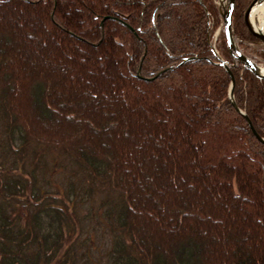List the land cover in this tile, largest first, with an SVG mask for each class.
Listing matches in <instances>:
<instances>
[{
  "label": "rangeland",
  "instance_id": "374dc122",
  "mask_svg": "<svg viewBox=\"0 0 264 264\" xmlns=\"http://www.w3.org/2000/svg\"><path fill=\"white\" fill-rule=\"evenodd\" d=\"M211 1L220 22L209 17L208 40L223 60L216 43L227 1ZM45 29L0 9V114L14 120H0V264H226L231 251L245 253L231 264L259 253L263 263L260 225L243 214L229 220L210 184L161 140L162 125L127 111L132 93L99 56L79 55L67 42L70 58ZM37 136L71 143L95 169ZM185 234L210 255L184 244Z\"/></svg>",
  "mask_w": 264,
  "mask_h": 264
},
{
  "label": "trees",
  "instance_id": "16d2710c",
  "mask_svg": "<svg viewBox=\"0 0 264 264\" xmlns=\"http://www.w3.org/2000/svg\"><path fill=\"white\" fill-rule=\"evenodd\" d=\"M251 1L234 0L232 30L242 53L264 64V47L250 42L241 26L243 11ZM1 8L22 21L27 18L36 25L42 21L45 37H55L59 50L70 58L67 42L86 58L98 55L102 61L98 65L107 74L112 71L117 86L132 93L134 105L128 103L127 111L143 114L142 118H149L155 126L162 125L158 129L161 140L176 151L177 157L194 166L196 178L210 184L217 195L215 204L224 208L222 213L230 215L232 221L243 214L260 225L264 249V144L230 103V74L219 64L208 40L209 17L214 27L220 22L211 0H2ZM216 49L232 64L222 32ZM139 67L141 78L136 77ZM163 71L157 78L145 80ZM230 72L237 108L264 139V80L256 79L240 63L230 67ZM140 101L146 105L137 107ZM0 120L4 124L14 122L12 115L5 113L0 114ZM36 139L47 149L66 151L80 159L87 170L95 169L90 156L71 143ZM123 203L126 214H130L131 206ZM127 223L136 235L132 224ZM185 235L188 238L183 243L195 245L204 259L202 241ZM235 253L231 251L223 263L243 260L245 253ZM261 256L253 255L250 264H263Z\"/></svg>",
  "mask_w": 264,
  "mask_h": 264
},
{
  "label": "water",
  "instance_id": "95a60500",
  "mask_svg": "<svg viewBox=\"0 0 264 264\" xmlns=\"http://www.w3.org/2000/svg\"><path fill=\"white\" fill-rule=\"evenodd\" d=\"M227 1V7L225 8L224 12L221 14L222 17V23H223V34H224V38L226 41V45H227V49L229 52V55L231 57L232 60V64H229L228 62L223 61L218 54L216 53L214 47L212 46V51L215 55V57L217 58V60L219 61L220 65L230 74V67H234L235 64L234 63H240L246 70H248L256 79L258 80H264V73L261 72L260 67L258 66V64H256L254 61H252L251 59H249L248 57L244 56L241 51L238 49V47L235 44L234 41V35H233V30H232V14H233V10H234V0H226ZM261 0H252L251 3L248 5V7L246 8L244 14H243V18H242V25H243V29L245 31V33L247 34L248 38L250 40H252L253 42L260 44L261 46L264 47V33L259 32L258 30H253L251 25H250V20H251V13L253 11V9L256 7V5L260 2ZM201 3V1H200ZM124 26H126L130 31H132V29L127 26L125 23H123ZM188 60H185V62H187ZM140 70H137V74H139ZM165 72V71H164ZM164 72H160L158 73L154 78H157L158 76H160L162 73ZM151 79V80H152ZM230 79H231V83H230V88H229V93H228V97L230 99V103L232 105V107L234 108V110L240 114L247 122L249 128L251 129L253 135L255 136V138L261 143L264 144V139L260 138L255 130L252 127V124L250 122V120L248 119V117L244 114V112H242L241 110H239L235 104L234 101V85H235V81L233 76L230 74Z\"/></svg>",
  "mask_w": 264,
  "mask_h": 264
},
{
  "label": "bare ground",
  "instance_id": "6f19581e",
  "mask_svg": "<svg viewBox=\"0 0 264 264\" xmlns=\"http://www.w3.org/2000/svg\"><path fill=\"white\" fill-rule=\"evenodd\" d=\"M223 2V1H222ZM250 25L252 29L264 33V0H261L251 13ZM262 73L264 68L260 67Z\"/></svg>",
  "mask_w": 264,
  "mask_h": 264
}]
</instances>
